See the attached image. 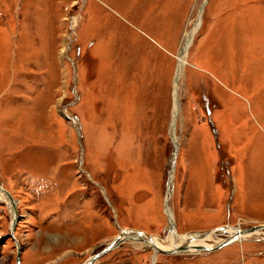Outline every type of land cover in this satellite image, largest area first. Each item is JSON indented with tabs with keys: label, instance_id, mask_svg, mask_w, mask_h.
<instances>
[{
	"label": "rangeland",
	"instance_id": "obj_1",
	"mask_svg": "<svg viewBox=\"0 0 264 264\" xmlns=\"http://www.w3.org/2000/svg\"><path fill=\"white\" fill-rule=\"evenodd\" d=\"M171 167L178 235L264 224V0H0V185L20 247L0 200V264H82L124 228L163 241ZM138 242L91 264H264V228L155 260Z\"/></svg>",
	"mask_w": 264,
	"mask_h": 264
},
{
	"label": "bare ground",
	"instance_id": "obj_2",
	"mask_svg": "<svg viewBox=\"0 0 264 264\" xmlns=\"http://www.w3.org/2000/svg\"><path fill=\"white\" fill-rule=\"evenodd\" d=\"M193 33H194V28H193V30H191L189 33H187L185 35V38L180 45V51L178 54V62H177V67H176L175 79H174V87H176L178 84V79H179L178 76H179L180 70L182 69V67L185 63V55H186L187 49L190 45ZM176 90L174 89V92H173L174 93V95H173L174 105H173V120L171 121L172 125L176 119V117H174V116L177 113V111L179 110L178 101H177V98L175 95ZM176 147H177V145H176ZM172 159H174V155L172 156ZM172 182H173V174H172V167H171L170 172H169V177L167 179V185H166L167 189H166V194H165L166 214H168L169 219H170V224H171L168 237L164 238L163 241H160V240H157L156 238L151 237V236H150L151 237V239H150L148 236H146L145 232L144 233L142 232L140 234L139 233H132L130 235L134 239L136 238V239L141 240V242H138V243H140L146 247H150L154 250V257H153L154 260L157 257L158 247L167 249V248H173V247L187 243V244H189V248L187 251L198 252L199 249H197V247L214 246V245L221 243V242H226V243H224V245H227V244L233 243L235 241H239V240L242 241V240L246 239L248 236L253 235L257 230L264 228V224H261L262 226L260 228H257L256 230L250 231V232H245L244 230L241 231L239 229H236L235 227H233V228L232 227H224L222 229L216 228V229H213L211 231H208L206 233H202L199 235H185V236L178 235V233L176 231L177 229H176L175 224H174L173 216H172V211L170 210L169 206L167 205V200H169V197L171 196V192H172ZM0 186H2V185H0ZM2 188H4V187L2 186ZM0 200L6 201L9 205V207L11 208L10 200L8 199L7 195L1 189H0ZM217 231H219V233H214ZM221 236H226V239H222ZM210 239L214 240L215 242L213 244H209L208 241ZM200 251H204V250H200ZM206 252H208V251H206Z\"/></svg>",
	"mask_w": 264,
	"mask_h": 264
},
{
	"label": "water",
	"instance_id": "obj_3",
	"mask_svg": "<svg viewBox=\"0 0 264 264\" xmlns=\"http://www.w3.org/2000/svg\"><path fill=\"white\" fill-rule=\"evenodd\" d=\"M172 162H173V159H172ZM0 189L7 195L8 199L10 200V203H11V209H12V220H11V224H10V237H12L16 243V247H17V261L19 260V256H20V247L18 245V242L16 240V238L14 237V227H15V222L17 220V217H18V214H17V208H16V203H15V200L14 198L11 196L10 192L4 188H2V186H0ZM262 225L260 224H257V225H251L247 228H243V230L245 232H250V231H254L256 230L257 228H260ZM225 226L224 225H221L217 228L219 229H222L224 228ZM132 233H142L141 230L139 229H132V228H124V229H120V232L119 234H117L109 243L107 246H105L103 249L99 250L98 252L94 253L93 255L89 256L82 264H91V262L93 260H95L96 258H98L99 256H101L102 254H104L105 252H107L108 250L114 248L115 246H117L123 239L127 238V237H131L130 235ZM146 236H148L150 239V235L148 233H146ZM224 243L226 242H221V243H218L214 246H209V247H206V246H200V247H197V249L200 250H204V251H212L214 249H217L221 246L224 245ZM157 247V246H156ZM189 248V244H182V245H179V246H176V247H173V248H167V249H164V248H160L158 247V251H161V252H165V253H177V252H182V251H187Z\"/></svg>",
	"mask_w": 264,
	"mask_h": 264
}]
</instances>
